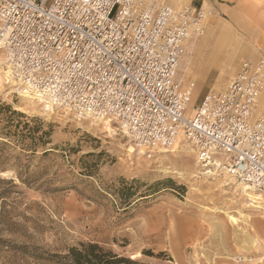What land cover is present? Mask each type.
<instances>
[{
    "label": "rangeland",
    "instance_id": "obj_1",
    "mask_svg": "<svg viewBox=\"0 0 264 264\" xmlns=\"http://www.w3.org/2000/svg\"><path fill=\"white\" fill-rule=\"evenodd\" d=\"M180 1L168 0L210 13L176 75L192 86L190 115L243 61H264V0ZM5 82L0 74V264H66L89 242L138 264H264V210L235 181L200 175L186 143L147 157L109 121L27 103Z\"/></svg>",
    "mask_w": 264,
    "mask_h": 264
},
{
    "label": "built area",
    "instance_id": "obj_2",
    "mask_svg": "<svg viewBox=\"0 0 264 264\" xmlns=\"http://www.w3.org/2000/svg\"><path fill=\"white\" fill-rule=\"evenodd\" d=\"M209 15L168 0H0V56L50 110L108 120L147 157L183 141L200 175L229 177L264 202V61H243L190 115L192 86L176 77Z\"/></svg>",
    "mask_w": 264,
    "mask_h": 264
},
{
    "label": "trees",
    "instance_id": "obj_3",
    "mask_svg": "<svg viewBox=\"0 0 264 264\" xmlns=\"http://www.w3.org/2000/svg\"><path fill=\"white\" fill-rule=\"evenodd\" d=\"M2 108L0 105V110ZM5 109L10 111L11 115L23 117V114L19 112L11 111L9 108ZM34 132L35 130H33ZM0 135L2 134L0 133ZM63 259L66 264H138L129 258L105 250L99 244L93 242L81 243L78 247L70 248Z\"/></svg>",
    "mask_w": 264,
    "mask_h": 264
},
{
    "label": "bare ground",
    "instance_id": "obj_4",
    "mask_svg": "<svg viewBox=\"0 0 264 264\" xmlns=\"http://www.w3.org/2000/svg\"><path fill=\"white\" fill-rule=\"evenodd\" d=\"M181 1H183V0H181ZM181 1H180V3H181ZM178 5V3H176V6L175 7H179V5ZM0 74L4 77V79L5 80H7V83L5 82V84H9L10 85V87L11 88H16L17 86H18V83H16L14 80H12V78L10 77V75H9V72L8 71H6L5 70V67L3 66V64H1L0 63ZM19 92V94H20V96H22V98L27 102V103H34L35 102V100L34 99H32L31 97H29V95H27V94H24L22 91H20V90H18ZM260 100H261V102L262 101H264V90H263V92L261 93V97H260ZM39 101V100H38ZM36 103H41V102H37L36 101ZM43 106H45V105H47L46 103H41ZM48 108H50V107H48ZM110 123V122H109ZM109 123H108V120H104L103 121V125H104V127L105 128H107L108 129V126H109ZM140 153V152H139ZM143 153V152H142ZM222 181H228L227 183H229L230 181H232V179L231 178H229V177H224L223 178V180ZM224 185H227V184H225L224 183ZM240 187V190L242 191V194H244V196L246 197V200H248V201H250L251 203H250V205L252 206V207H254V208H258V209H263L264 210V206H261V204L262 203H264V202H262V201H259V197H258V195L257 194H255V193H252V192H249V191H247V190H245V188H243V187H241V186H239ZM264 205V204H263ZM229 217V219H230V221L232 220V221H235V218L233 217V216H228Z\"/></svg>",
    "mask_w": 264,
    "mask_h": 264
}]
</instances>
